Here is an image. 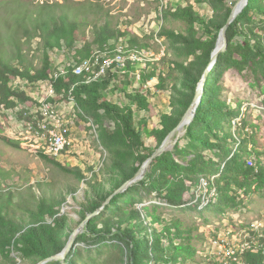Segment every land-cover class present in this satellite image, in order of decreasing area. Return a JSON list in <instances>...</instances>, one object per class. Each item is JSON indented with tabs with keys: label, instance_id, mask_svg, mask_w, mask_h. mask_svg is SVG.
<instances>
[{
	"label": "trees",
	"instance_id": "obj_1",
	"mask_svg": "<svg viewBox=\"0 0 264 264\" xmlns=\"http://www.w3.org/2000/svg\"><path fill=\"white\" fill-rule=\"evenodd\" d=\"M236 2L196 0L198 8L189 2L179 4L171 11L172 16L183 22L186 29L176 31L162 27L159 36L168 42L169 50H173L179 59L169 60L171 69L167 76L159 67L166 55L160 62H145L141 71L145 73L143 77L146 81L159 78L155 85L158 91L172 89V110L159 114L150 100V92H142V85L139 84L140 89L128 90L132 86L129 73H126L128 80L125 81L119 73L111 71L112 65L105 73L88 82L89 76L100 70L98 67L81 74L75 72V66L93 59L96 50L100 52L101 61L108 55H122L127 57L123 69L133 72L140 67L128 59L130 51H147L151 48L131 29L123 31L113 27L107 19L93 27L92 42L85 40L83 48H76L81 22L76 18L71 19L69 11H62L65 10L64 5L42 4L34 13L24 10L15 15L18 27L15 31L23 29L29 37H41L45 50L41 66L35 65L23 54L18 39L13 40L16 44L13 54L18 58V63L13 64L0 52V110H14L21 106L18 116L32 120L38 128L42 116L39 114L36 119L35 115L29 114L26 106L37 107L38 114V107L48 104H43L21 86L15 87L12 82L19 78L34 86L49 82L53 85L52 93L45 96V101L53 104L75 101L80 117L93 118L100 125L98 137L108 155L101 168L88 167L92 176L87 178L81 167L65 165L59 158L47 154L43 145L37 143L32 147L26 141L11 137L2 125L0 139L17 149L28 147L45 161L85 181L87 189L80 197L79 222L100 209L112 196L104 209L89 220L86 231L79 238L112 247L111 260H116L115 264H148L150 260L154 264L208 263L199 257V250L193 242L194 227H186L178 218L163 216L156 205H146L143 209L134 206L143 193L155 192L172 206L192 207L202 186L215 188L217 194L212 198L211 205H216L223 212L226 208H236L241 204L239 189L247 193L264 191V151L260 150L259 145L260 126L257 122H249L246 115L241 116L240 124L236 125L234 121L232 124L240 111L227 103L221 83L214 75L224 61L231 62L239 69L256 62L264 65V34H261L264 31V0H249L229 26L228 47L220 53L205 80L202 101L193 122L186 127L187 144L178 143L174 151H166L158 156L144 179L126 191L116 193L179 125L193 103L202 77L210 65L219 33ZM80 6L90 10L91 5ZM29 25L33 26V34ZM65 47H75L77 62L63 70L59 65H54L50 50ZM121 47L124 53L119 52ZM114 87L122 91L126 102H113L107 98L106 92ZM138 111L148 113V116L137 120L135 116ZM3 115L9 118L6 112ZM156 115L160 117L159 125L151 129L149 120ZM146 135L153 137L155 147L146 145ZM9 176V171L0 168V187ZM203 180H206L205 185L202 184ZM45 186L38 182L29 186V192L16 191L12 187L0 191V264H38L66 248L74 228V219L62 212V206L68 194L79 199L77 188L73 186L49 194L44 190ZM252 230L261 237L260 245L250 242L249 246L234 254L227 253L223 264H264V234L255 228ZM46 264L63 262L54 259Z\"/></svg>",
	"mask_w": 264,
	"mask_h": 264
},
{
	"label": "rangeland",
	"instance_id": "obj_2",
	"mask_svg": "<svg viewBox=\"0 0 264 264\" xmlns=\"http://www.w3.org/2000/svg\"><path fill=\"white\" fill-rule=\"evenodd\" d=\"M189 2L198 8L196 0H0V52L13 64L18 63V58L13 54L16 51V44L13 40L18 39L21 41L23 54L29 60L34 61L35 65L41 66L45 50L42 45V38L39 36L29 37L23 29L15 31L18 29L15 15L24 10L34 13V10L42 4H60L65 6V10L62 11L67 10L71 13V19L76 18L81 22L75 43L76 48H83L86 41L92 42L94 39L93 27L104 23L108 19L113 27L123 31L131 29L138 34L144 42H148L153 52H161L160 49L164 48L167 51L166 56L159 67L167 76L171 69L169 60L179 59V57L173 50H169L168 42L161 38L159 33L162 27L176 31L186 29L185 24L176 20L171 11H174L179 4L186 5ZM230 3L232 2L230 1ZM82 4L91 5L92 7L90 6V10H85L80 6ZM70 8L73 9L70 10ZM210 12H212L211 9ZM259 25L256 27L259 28ZM29 28L33 30L31 31V34H33L35 32L33 26L29 25ZM261 34H264L263 30ZM75 47L50 50L54 65H59L64 70L68 65L77 62L74 57V54H76ZM139 66L131 72L127 68L120 69L118 63H116L111 67V71L119 73L125 81L129 79V83L132 82V86L128 87L130 91L134 88H141L134 81V72L138 69L142 71L145 67V65ZM126 73L130 74L128 79L125 77ZM214 75L221 83L224 90L222 92L227 103L240 111V115L232 120V124L233 121L236 122V125L240 124L243 115H246L249 122H257L260 126L258 132L261 139L259 143L260 150L264 151V65L256 62L251 63L244 69H239L234 67L231 62L224 61L215 70ZM206 78V75L202 77V79ZM12 83L15 87L21 86L28 94L36 97L43 104H48L46 106L42 104L43 106L38 107L40 109L38 114L36 113L37 107L26 106L29 114L35 115L36 119L39 118L37 115L40 114L42 117L39 121L51 127L63 123L62 125L73 140V144L60 157L59 160L62 163L72 167H81L85 170L87 178L92 176L91 172L88 171L89 166H94L97 169L101 168L108 152L98 137L97 129L100 125L93 118L80 117L75 101L69 102L67 100L57 104L45 101V96H50L51 93L49 82H40L34 86L28 83L27 80L19 78ZM155 85L152 84L154 90L151 92L150 100L155 106L156 112L159 114L171 111L170 92L172 89L169 88L166 92L158 91ZM117 87L108 89V92H106L107 98L113 102H126L124 94L121 90H117ZM21 110V106L14 110L5 108L0 110V126L2 125L3 130L11 137L26 141L32 147H35L37 143L43 145L42 141L37 140L36 131H38V128L33 124L34 122L21 119L18 116V112ZM134 110H137L136 107H134ZM4 112L9 114V118L4 117ZM145 115L148 116V113L142 114L138 111L135 118L138 120L145 117ZM59 119L60 121H58ZM159 122L160 117L156 115L149 120V127L152 129L158 126ZM233 129L235 130L236 127L234 126ZM185 135V131L179 137L177 135L176 145L178 143L187 144ZM145 141L149 147H155L156 145V141L149 135L145 136ZM262 158L264 160V156ZM253 159L256 161L255 158ZM0 168L10 172V176L3 180L0 191H6L9 187H12L16 191L29 192V186L32 184L37 185L38 182L46 184L44 190L49 194L73 186L77 188L76 195L79 199L76 200L74 196L68 194L67 201L62 206V212L67 213L74 219L72 235L77 232L76 239L69 252L58 260H62L63 264H115L117 262L111 260L112 247L92 244L79 238L87 228L86 224L81 229L84 220L79 222L80 215L78 213L81 209L79 205L81 202L80 197L87 189L84 180L73 174H68L45 161L37 152L28 147L17 149L7 145L1 139ZM205 182L206 180H203L202 184L205 185ZM239 192L240 200H242L241 204L236 208H226L223 212L217 209L216 205H211L212 198L217 194L216 189L207 188L206 186H202L198 190L195 201L191 204L192 207L187 205L172 206L155 192L143 193L142 199H136L134 206L143 209L146 205H156L158 212L163 216L178 218L186 227H194L192 232L193 242L199 250V257L207 260V264H223L222 262L227 253L234 254L244 248L243 246H249L250 242L260 245V240L256 233L254 234L253 228L264 234V191L247 193L245 190L239 189ZM26 197L29 198V194ZM124 205H126V202ZM218 234L219 239H221L219 243ZM69 241L70 239L68 243ZM62 253L63 251L59 254ZM18 261H20V258H18ZM148 264L154 263L150 260Z\"/></svg>",
	"mask_w": 264,
	"mask_h": 264
},
{
	"label": "water",
	"instance_id": "obj_3",
	"mask_svg": "<svg viewBox=\"0 0 264 264\" xmlns=\"http://www.w3.org/2000/svg\"><path fill=\"white\" fill-rule=\"evenodd\" d=\"M249 0H237V2L235 3L232 12L228 18L227 23L225 24V26L221 29L220 33H219V38L216 44V47L213 51L212 54V59L210 62L209 67L206 70L205 75L208 76V74L210 73V71L214 68V66L217 63L218 57L220 55V53L224 52L227 47H228V36H227V30L229 28V26L236 20V18L241 14V12L244 10V8L248 5ZM205 80L203 79L198 87L195 99L193 101V103L191 104V106L189 107V109L187 110V112L184 114L182 120L180 121L179 125L177 127H175L169 134L168 136L165 138V140L163 141V143L156 148V150L154 151V153L145 161V163L141 166V168L138 170V172L135 174V176L130 179L129 181H127L125 184H123L122 187H120L116 193L119 192H124L126 191L129 187H131L132 185H134L135 183L140 182L142 179H144L148 173V171L151 169V166L154 162V160L162 155L164 152L166 151H174L175 147H176V143H177V139L179 137V135L181 133H183V131L186 132V127L188 125H190L194 118L195 115L197 113V109L202 101V96L204 93V84H205ZM178 135V137H177ZM175 140V141H174ZM112 196L105 202V204L98 209L97 211H95L94 213L90 214L82 223L81 229H83V227L89 222V220L95 216L96 214L100 213L104 207L111 201ZM76 235L77 232H74L73 235L70 238L69 243L67 244L66 248L63 250V253L60 254H56L54 256H51L49 258H46L42 261H40L38 264H45L47 262H49L50 260H58L63 258L71 249L73 243L75 242L76 239Z\"/></svg>",
	"mask_w": 264,
	"mask_h": 264
},
{
	"label": "bare ground",
	"instance_id": "obj_4",
	"mask_svg": "<svg viewBox=\"0 0 264 264\" xmlns=\"http://www.w3.org/2000/svg\"><path fill=\"white\" fill-rule=\"evenodd\" d=\"M160 51L161 52L156 53V52H153L152 50H147V51L132 50L130 51V54L128 55V59L138 65H143L147 61H161L162 57L166 55L167 51L164 48L162 50L160 49ZM119 52L124 53L123 47L119 48ZM126 60H127V57L122 56V55L117 56V57L108 55L104 58L103 61H101L100 52L96 50V53L93 59L85 60L75 66V72L77 74H81L87 69H93L95 67H98V69L100 70L98 72L93 73L91 76H89L88 82H91L95 78L99 77L102 73H105L109 67H111L112 65L116 63H118L119 68L123 69L125 67ZM137 71H141V70L138 69ZM49 85H50L51 93H52L53 85L51 83ZM142 86H143L142 92H145V93L150 92V95H152L151 92L152 90H154V87L152 86V84H142ZM58 121H60V119ZM62 124L51 127V126L46 125V123L42 124L40 122L38 124L39 126L38 131H36L37 132L36 136L38 138L37 140L42 141V144L45 148V152L59 159L71 148L73 144V140L67 134V130L64 129V126ZM58 142L60 143L61 150H57ZM243 247H246V246H243Z\"/></svg>",
	"mask_w": 264,
	"mask_h": 264
},
{
	"label": "built area",
	"instance_id": "obj_5",
	"mask_svg": "<svg viewBox=\"0 0 264 264\" xmlns=\"http://www.w3.org/2000/svg\"><path fill=\"white\" fill-rule=\"evenodd\" d=\"M144 74L145 73H142L140 71H135L134 72L135 84H140V85H142V84H158V82H159V78L158 77H153L152 79L146 81V80H144V77H143ZM57 150H61L59 142H58ZM249 166H250V162H249ZM198 186H199V184L197 185L196 190H197ZM258 238H261V237H258ZM219 242H221V239H219V234H218V243ZM228 242H229V240H228Z\"/></svg>",
	"mask_w": 264,
	"mask_h": 264
}]
</instances>
